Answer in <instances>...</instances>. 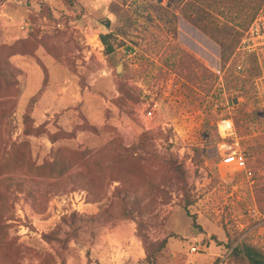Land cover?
<instances>
[{"label":"rangeland","instance_id":"1","mask_svg":"<svg viewBox=\"0 0 264 264\" xmlns=\"http://www.w3.org/2000/svg\"><path fill=\"white\" fill-rule=\"evenodd\" d=\"M188 9L0 0V264H147L148 245L162 247L155 264L264 251V46L242 48L236 15L226 35Z\"/></svg>","mask_w":264,"mask_h":264},{"label":"trees","instance_id":"2","mask_svg":"<svg viewBox=\"0 0 264 264\" xmlns=\"http://www.w3.org/2000/svg\"><path fill=\"white\" fill-rule=\"evenodd\" d=\"M70 1L73 2L74 0ZM186 2L189 6L187 17L192 22L203 23L204 29H208L211 24H215L216 28L221 26L219 32L226 35H231L232 32L235 31V25H233L228 18H232L233 15H236L237 18L244 19L247 25L244 27V31H247L252 21L264 6V0H186ZM111 38L112 33L100 35L107 55L112 54L115 50ZM193 72H195L193 79L196 83L203 84L204 80L209 81L207 68L197 60L194 61ZM138 143L135 150L146 152V142L140 139ZM23 158H26L25 153ZM74 185L77 186L76 183H74ZM65 187H67V185H65ZM10 219L11 215H9L8 212L0 214V230L8 227L7 222ZM147 248L148 253L145 262L147 264H155V252L161 251L162 247H158L156 251L151 252L149 245ZM233 256L237 264H264V251L251 244L241 243L237 245L233 250Z\"/></svg>","mask_w":264,"mask_h":264},{"label":"built area","instance_id":"3","mask_svg":"<svg viewBox=\"0 0 264 264\" xmlns=\"http://www.w3.org/2000/svg\"><path fill=\"white\" fill-rule=\"evenodd\" d=\"M23 29L25 26L22 27ZM264 46V6L257 14L255 19L250 24L248 30L246 31V35L242 40V48L249 52H253L257 50V48ZM218 74L221 73L220 70L216 71ZM150 116V114H148ZM220 131L222 134L226 135L227 137H232L235 134L234 126L231 120L225 119L220 123ZM237 150H234L228 155H225L227 158L223 160H227L231 157H236ZM239 161L242 162L243 168L244 166V159L242 157L239 158ZM246 170V169H245ZM247 175L252 176L250 171L246 170ZM192 250H196V247H192Z\"/></svg>","mask_w":264,"mask_h":264},{"label":"water","instance_id":"4","mask_svg":"<svg viewBox=\"0 0 264 264\" xmlns=\"http://www.w3.org/2000/svg\"><path fill=\"white\" fill-rule=\"evenodd\" d=\"M120 71H121V66L118 65V66H117V72H120Z\"/></svg>","mask_w":264,"mask_h":264}]
</instances>
